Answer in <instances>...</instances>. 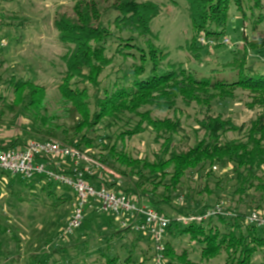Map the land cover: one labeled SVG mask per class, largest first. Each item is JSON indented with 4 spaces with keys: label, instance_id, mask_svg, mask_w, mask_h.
I'll return each mask as SVG.
<instances>
[{
    "label": "trees",
    "instance_id": "obj_1",
    "mask_svg": "<svg viewBox=\"0 0 264 264\" xmlns=\"http://www.w3.org/2000/svg\"><path fill=\"white\" fill-rule=\"evenodd\" d=\"M74 1L76 19L62 18L55 24L60 43L68 48L63 57L66 69L59 86L60 93L71 104L67 113L73 125L63 131L66 137L60 141L59 127L52 126L46 117L40 115L39 112L45 108L47 88L33 80L12 78L8 82L16 98L10 103L0 97L1 115L7 111L17 115L24 108L33 113L34 122L30 130L37 133V137L43 138L42 141L55 139L63 145L68 144L80 151L85 150L86 153L101 146L103 153L100 154V160L112 173L115 174L113 170H116L118 176L126 179L123 181L126 188L118 181L109 182L96 172L89 174L81 171L84 178L92 186L105 187L117 195L136 198L140 203L170 218L172 222L166 236L168 257H176L178 261L187 260L184 251L177 253L172 240L189 237L191 241L200 242V239H203V248L199 260L193 259L191 263L186 264L212 261L223 250L227 255L229 251H235V264H252L254 256L260 252L258 248L264 246V225L250 223L248 219L253 212L262 215L261 212L246 213L241 212L238 206L224 207L225 215L212 216L202 222H192L185 226L177 222L176 218L204 216L217 202L205 205L196 200L195 211L188 213L178 210L176 214H165L164 210L170 207L175 199L177 205L184 202L183 197H177V193L189 172L195 173L198 178H204L208 184H214L216 194L225 190L228 183H232L233 196L239 197V204L243 203L244 198L249 199L252 191L264 193V70H259L260 67L254 63L250 64V54L264 50V34L258 39H249L247 34H243L242 50H232V59L229 62L218 63L222 67L221 70L210 69L208 77H197L188 72L184 63L169 61V54L156 44L157 37L151 30V24L161 14L158 4L150 1L119 0L106 11L96 6L90 11L87 5L83 9L80 8L81 3L86 0ZM185 1L194 32L186 49L190 57L198 63L203 62V47L198 45V39L199 43L201 39L219 42L233 18L232 10L237 14L243 13L244 1L252 2L254 5L250 6L255 11L264 9V0ZM242 22L245 25L244 21ZM261 26L255 27V31L252 26V34L261 30ZM201 35L203 38H200ZM128 47H132L139 54L126 52ZM116 61H120L118 69L104 76L105 81H108V85L104 87L100 78ZM221 72L234 74L237 79L233 82L216 79ZM75 80L82 82L83 88L78 86L80 83H72ZM238 90L248 92L255 103L246 106L253 115L241 122L231 116L225 117L217 111L218 104L232 100ZM25 98L28 100L27 104H24ZM179 106L199 109L196 115L198 130L195 133L203 132V135L196 138L194 144L177 140L176 136L182 133L183 128L176 114H184V111H179ZM153 112L171 113L172 117H152ZM127 116H132V119L138 117L141 121L135 130L131 133L121 132L116 140L124 143L125 140L150 129L156 136V142L162 141L160 149L153 153V162L147 158H134L125 150H118L116 144L106 145L99 137V125H104L110 130L117 127ZM39 121L42 124L40 129L36 128ZM70 134L74 139L68 137ZM29 142L12 139L0 150L24 148ZM92 153L94 156L95 153ZM62 172L74 174L72 171ZM0 173L19 179L27 187L34 185L35 181L44 182L42 190L47 192L49 197H55L56 191L61 188L45 181L43 177L27 182L19 177ZM151 186V190L146 189ZM159 187H163L164 192L156 200L154 196ZM65 190L72 193L68 188ZM188 200L190 197L187 195L185 202ZM68 201L70 199L62 196L57 199V204L62 205ZM110 220L111 225L116 221L113 216ZM219 224L223 226V230ZM130 232L132 231L129 228L113 230L105 238L110 243L117 236L122 239L124 233ZM139 236L151 241L150 238L140 234ZM135 247V244L131 246V250L123 259L124 264L143 262L135 261ZM62 249L67 248L57 245L55 251ZM52 255L53 253L47 252L38 254L26 264H52ZM68 255L65 253L62 256L65 258L61 264H91ZM11 256L0 252V264H4L9 258L10 264H20L17 251L14 250ZM101 257L105 260L103 264H119L121 261L118 255L109 253L102 252ZM153 258L155 259V255Z\"/></svg>",
    "mask_w": 264,
    "mask_h": 264
},
{
    "label": "rangeland",
    "instance_id": "obj_2",
    "mask_svg": "<svg viewBox=\"0 0 264 264\" xmlns=\"http://www.w3.org/2000/svg\"><path fill=\"white\" fill-rule=\"evenodd\" d=\"M118 1L86 0L81 3L82 7L80 8L83 9L87 5L86 7L91 11L92 7L96 6L100 10L106 11ZM135 1H150L161 7V14L151 24V30L157 37L156 44L169 54V61L184 63L188 72L194 73L197 77H208L210 69L221 70L222 67L218 63L229 62L232 59V50L237 52L242 50L243 34H247L249 39H258L261 34H264V23H262L264 20V9L255 11L250 6L254 5L252 2L244 1L243 13L237 14L233 10L231 11V17L233 18H231L228 29L225 35L219 39V42L216 40L207 41L205 39V43H199L198 39V45L203 47L201 54L203 62L198 63L190 57L186 49V45L193 38L194 32L185 0ZM75 5L76 2L74 0H0V97L10 103L15 100L14 91L8 85V82L12 78L24 81L33 80L37 84L45 86L47 88L44 103L45 108L39 113L41 116L46 117L49 124L56 128L59 127L60 141L66 137L63 131L73 124L67 113L68 109L71 108V104L59 91L63 73L66 69L63 57L67 53L68 48L60 43L55 24L62 18L76 19ZM102 14H100L99 18L102 17ZM242 21H244L245 25H243ZM260 25H262L260 28L262 31L259 30L253 35L251 32L252 26L255 31V27H260ZM200 38H203V35ZM225 39H229L231 42L226 44ZM219 43L222 45H218ZM113 49H115V45ZM125 51L136 55L139 54L132 47L126 48ZM115 63L100 78L103 81L102 83H104V87L108 85V81H105L106 77L104 76L108 75L111 71L116 72L120 61H116ZM252 63L260 67L259 70H264V50L250 54V64ZM216 79H225L233 82L237 77L234 74L221 72L218 73ZM72 83H80L78 86L83 88L82 82L78 80ZM252 99V96L248 92L238 90L234 93L232 100L221 102L217 106L218 110H216L223 113L225 117H233L237 122L245 121L253 115L246 108L248 105L255 104ZM27 101V98H25L24 104H27ZM179 111H184V114L182 112L176 114L180 118L183 130L182 133L176 136L177 140L194 144L195 139L201 138L203 135V132H199V134L195 133L198 130L196 115L199 109L179 106ZM32 114V112L29 113L24 108L17 115L10 111L1 115L0 111V128L4 129L7 135L14 140L44 142L42 141L43 138L37 137V133L30 130L34 122ZM152 117L163 119L172 117V114L153 112ZM77 119H80L79 115ZM140 121L138 117L132 119V116H127L117 127L110 130L106 129L104 125H99L97 127L99 129L98 135L106 142V145L116 144L118 150H125L134 158H147L153 162V153L160 149L162 141L157 143L156 136L150 129L131 139L126 138L128 140H125L124 143L116 140L121 132L129 131L131 133V131L135 130L136 125ZM37 125L36 128L40 129L42 124L39 121ZM68 137L74 139L72 134L68 135ZM109 137H112V139ZM64 145L71 147L68 144ZM100 148L93 151L89 150L88 153L82 150L81 152L88 157V161L79 162L78 165L70 163V165L73 164L71 167L85 173L89 169L91 173L96 172L111 183L118 181L122 187L126 188V183L123 182L126 179L124 180V178L118 176L116 170H113L114 174L108 169L109 167L106 168L107 166L103 165L102 160H100L101 153L103 152ZM92 152L95 153L94 156H92ZM218 175L220 176V174ZM109 176H113L114 178L112 179ZM13 180L20 187V184H22L20 180ZM232 186V183H228L226 188H224L225 190H221L216 194L214 184H208L204 178H198L195 173L189 172L183 179L182 185L179 186V193H177V197H183L184 202L182 205H177L176 199L173 200L171 206L165 208L164 213L176 214L178 210L184 213L194 212V201L197 200L205 205H212L217 202L216 205H223L225 208H235L238 206L241 212L246 213L259 211L262 213L260 215L264 219V193L252 191L251 197L249 199L244 198L243 203L239 204V197L233 196L234 188ZM152 188L153 186L146 189L151 190ZM5 190V196L0 200V239H5L3 241L4 245L12 247L13 251L19 252V261L22 255L24 256V253H27L28 258L25 256L22 264H26L31 258H35L37 254L46 252L53 253L52 264H61L60 262L65 258L62 256L65 253L67 255L69 253L68 256L71 257H78L76 259L81 262L103 264L105 260L101 257L102 252L118 255L121 258L119 264H124L123 259L131 250L130 244L132 242L130 235L126 233L127 235L124 234L122 239L117 236V238L108 243L105 236L113 232V230L123 228L120 223L114 221L112 222V227L104 230V225L111 223L109 221H111L110 217L112 216L103 212L101 214L98 213L100 210H95V205H92L87 210L82 227L73 235L66 237L62 231L67 225L74 205L70 202L58 205L57 197H62L63 194L65 195L63 197H72V194L68 193L69 191L62 189L56 191V197H49L45 193H41L42 191L39 189H35L32 192L26 189L22 194L20 193L21 190H17V192ZM163 192V187H159L154 196L155 199L158 200ZM207 192L213 193L208 194ZM187 195L190 197V200L186 203ZM219 227L222 230L224 229L220 224ZM135 241V251L137 252V255L134 256L135 261L139 262L142 260L141 264H156L153 258V255H155L153 243L141 236L138 239L136 238ZM202 241L203 239H200V242L199 240L191 241L189 237L172 240L177 253L181 254L183 251L186 253L187 260L185 261H178L176 257L171 258L169 256L172 259L170 260L166 255V243L164 262L162 264H186V262L191 263L193 259L199 260L203 248ZM57 245H62L67 249L56 252ZM258 250L260 252L256 253L252 264H264V246H260ZM234 253L235 251L231 250L229 251V255H227L226 251L223 250L212 261H203L201 264H235Z\"/></svg>",
    "mask_w": 264,
    "mask_h": 264
},
{
    "label": "built area",
    "instance_id": "obj_3",
    "mask_svg": "<svg viewBox=\"0 0 264 264\" xmlns=\"http://www.w3.org/2000/svg\"><path fill=\"white\" fill-rule=\"evenodd\" d=\"M200 42L205 43V39H201ZM230 42L229 39H225L226 44ZM69 160L79 163L88 161V157L80 150L65 146L56 140L30 141L24 148L0 150V172L27 182L43 177L45 181L58 187L70 189L75 196V203L63 230L66 237L73 235L82 227L87 210L95 205L101 212L113 216L123 229L129 228L136 234L150 238L154 247V260L156 264H162L171 219L140 203L136 198L117 195L105 187L92 186L78 170L68 175L52 164ZM86 172L91 174L88 170ZM225 214L223 205L217 204L204 216H180L176 220L188 226L192 222H202L206 218ZM248 221L259 226L264 225L263 217L256 212L251 214Z\"/></svg>",
    "mask_w": 264,
    "mask_h": 264
},
{
    "label": "crops",
    "instance_id": "obj_4",
    "mask_svg": "<svg viewBox=\"0 0 264 264\" xmlns=\"http://www.w3.org/2000/svg\"><path fill=\"white\" fill-rule=\"evenodd\" d=\"M10 141H12V138L9 136V135H7V133H6V131L4 130V129H2V128H0V148H2V147H6L9 143H10ZM70 163H74L75 165H78V163H76V162H73V161H71V160H69V161H67V162H56V163H52V164H54V166L55 167H57L59 170H62V171H65V172H67V171H75V170H77V169H73L71 166H73V164L72 165H70ZM87 170V169H86ZM88 171H89V169H88ZM45 186V184H44V182H38V181H35V184L34 185H31L30 187H27V186H25L24 184H20V187H21V189H20V187H19V185H17V183L13 180V178H11V177H9V176H6V175H3L2 173H0V200L5 196V189H7V190H9V191H13L14 190V192H17V190H21L20 191V193L22 194L26 189L27 190H30L31 192L33 191V190H37V189H39V190H41L42 192L41 193H45L47 196H48V193L47 192H44L43 190H42V188ZM3 189H4V191H3ZM62 189H65V188H59L57 191H59V190H62ZM3 191V192H2ZM69 193V192H68ZM71 193V192H70ZM24 194H26V193H24ZM72 194V197H64V198H68V199H70V201H68V202H70V203H72L73 205H74V203H75V196H74V194L73 193H71ZM56 195V194H55ZM64 195V194H63ZM62 195V196H63ZM65 196V195H64ZM56 197V196H55ZM58 199L59 198H61V197H57ZM1 202V201H0ZM9 208V207H8ZM95 210H98L97 209V207H96V209ZM98 213H100L101 214V211H98ZM98 213H96V215L97 216H99L98 215ZM104 230H107L108 228H110V227H112V225H111V223L108 225V224H106V225H104ZM108 232V231H107ZM124 234H126V233H124ZM123 234V235H124ZM127 234H129L130 235V238H131V244H130V246H132V245H134L135 244V246H136V241H135V239L137 238H139V234H136V233H127ZM126 234V235H127ZM5 239H0V252L2 253V252H6V253H8L9 255H10V257H12L11 255H13V248L12 247H10V246H6V245H4V243H3V241H4ZM138 241V240H137ZM19 250V249H18ZM19 253V252H18ZM27 254V253H26ZM25 253H24V256L22 255V257L20 258V264H22V260H23V258L25 259V256H27ZM35 254V253H34ZM34 254H32V255H34ZM38 255V254H37ZM127 255V254H126ZM26 258H28V256L26 257ZM10 262H11V260H10V258L9 259H6L5 261H4V264H10Z\"/></svg>",
    "mask_w": 264,
    "mask_h": 264
}]
</instances>
